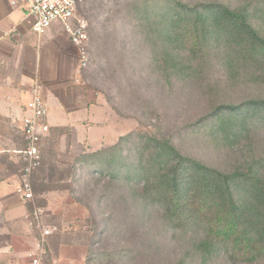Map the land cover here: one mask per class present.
Listing matches in <instances>:
<instances>
[{
    "label": "rangeland",
    "instance_id": "374dc122",
    "mask_svg": "<svg viewBox=\"0 0 264 264\" xmlns=\"http://www.w3.org/2000/svg\"><path fill=\"white\" fill-rule=\"evenodd\" d=\"M178 2L235 7L244 0L81 3L72 23L81 24L86 36L80 46L81 100L91 112L81 122V153H71L80 147L63 136L68 129H50L41 168L30 179L33 201L20 200L25 215L19 232L12 238L0 234V247H6L0 264H28L37 253L42 264H264V256L251 263L230 258L225 247L199 251L204 223L167 220L154 188L166 169L153 138L169 140L183 155L222 172L258 161L264 169V128L222 145L204 134L201 122L217 107L264 98V71L231 64L208 44L195 54L183 26L171 38ZM16 127L8 138L23 149ZM17 161L7 174L20 177ZM140 165L146 176L138 178ZM36 209L43 210L37 220ZM45 229L49 235L38 248Z\"/></svg>",
    "mask_w": 264,
    "mask_h": 264
},
{
    "label": "trees",
    "instance_id": "16d2710c",
    "mask_svg": "<svg viewBox=\"0 0 264 264\" xmlns=\"http://www.w3.org/2000/svg\"><path fill=\"white\" fill-rule=\"evenodd\" d=\"M253 1L244 0L235 7L218 2L194 6L178 2L170 37H179L176 26H183V34L195 42V54L208 44L223 51L231 64L254 65L263 72L264 0ZM201 122L211 140L237 144L253 130L264 128V98L217 107ZM151 141L166 169L154 188L163 201L167 220L180 225L201 220L204 236L197 247L202 253L225 247L230 258L245 263L264 256L262 161L222 172L183 155L169 140ZM134 173L138 178L146 176L143 165Z\"/></svg>",
    "mask_w": 264,
    "mask_h": 264
},
{
    "label": "crops",
    "instance_id": "0c3cea01",
    "mask_svg": "<svg viewBox=\"0 0 264 264\" xmlns=\"http://www.w3.org/2000/svg\"><path fill=\"white\" fill-rule=\"evenodd\" d=\"M33 22L24 0H0V234L10 238L19 232L25 207L17 195L21 175L6 173L19 165L18 151L22 150L14 148L8 135L16 126L21 135L30 90L39 88L47 104L50 129L69 130L63 136H70L71 145L80 147L71 153H81V122L91 118L86 102L81 100V47L62 24L53 23L46 33L36 36L31 30ZM5 165L10 167L5 169ZM5 248L0 247V255ZM7 249L13 253L10 245Z\"/></svg>",
    "mask_w": 264,
    "mask_h": 264
},
{
    "label": "built area",
    "instance_id": "2783aa9c",
    "mask_svg": "<svg viewBox=\"0 0 264 264\" xmlns=\"http://www.w3.org/2000/svg\"><path fill=\"white\" fill-rule=\"evenodd\" d=\"M84 0H24L27 14L33 16L34 22L31 30L36 36H41L50 28L53 23H60L71 35L72 41L81 46L85 39L83 26L74 28L72 21L75 19V13L79 4ZM16 2H12L15 4ZM30 98L25 107V115L21 119L20 133L23 137L24 148L18 151L22 164L21 178L22 182L17 190L24 202L33 201V192L31 187V177L33 172L41 166L42 163V144L47 138L50 126L47 123V104L41 95L37 86L29 92ZM42 209L33 211L34 218L37 220ZM49 235V230H43L42 240L38 248L43 246L44 238ZM28 264H42L41 254H36Z\"/></svg>",
    "mask_w": 264,
    "mask_h": 264
}]
</instances>
